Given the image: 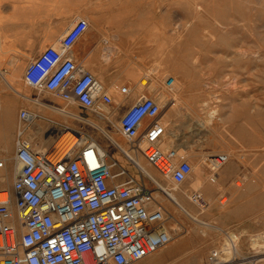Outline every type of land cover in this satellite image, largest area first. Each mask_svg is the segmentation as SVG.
Returning a JSON list of instances; mask_svg holds the SVG:
<instances>
[{
	"label": "rangeland",
	"instance_id": "374dc122",
	"mask_svg": "<svg viewBox=\"0 0 264 264\" xmlns=\"http://www.w3.org/2000/svg\"><path fill=\"white\" fill-rule=\"evenodd\" d=\"M136 13L139 22L116 27L125 35L119 41L114 40V44L120 43L127 50L129 63L138 68L146 82L144 88L157 85L158 97L153 100L164 106V112L171 109L175 112L178 123L171 127L164 124L167 136L171 138V146L186 148L176 147L178 161H186L195 172L184 184L176 186L152 166L148 168L156 171L154 177L164 187L177 188L176 194L188 209V215L177 212L174 223V214L168 210L170 244L136 264H172L170 247L183 239H190L191 245L182 248L179 264H211L208 258L221 248V242L229 234L235 236L233 228L227 227L234 225L235 201L240 200L231 201L228 197L229 185L243 196L253 195L258 231L251 239L264 237V0H156L154 6H139ZM92 28L98 30L100 26L91 24ZM169 78L174 79L171 87H167ZM154 88L150 86L151 90ZM49 95L46 99H55ZM63 107L83 121L70 120L68 128L83 132L101 147H108L105 135L99 131L102 129L129 145L117 120H102L96 113ZM212 110L215 115L211 120ZM99 112L109 115L113 109L106 107ZM85 122L94 123L98 129ZM4 128H0V140L8 144L14 136L10 128L6 129V125ZM23 140L33 145L30 138ZM41 144L38 151L49 147L45 142ZM106 149L113 158L110 161L127 168L129 177L154 195L159 193L155 183L132 165L125 166L124 157L115 149ZM112 171L116 173L118 167ZM225 175L248 182L227 183L220 177ZM196 179L204 194L199 207L193 197L197 187L192 188ZM212 187L213 194L209 197L206 189ZM175 224L178 233L173 230ZM237 243L235 240L233 259L226 264H235ZM257 264H264V250L259 253Z\"/></svg>",
	"mask_w": 264,
	"mask_h": 264
},
{
	"label": "built area",
	"instance_id": "2783aa9c",
	"mask_svg": "<svg viewBox=\"0 0 264 264\" xmlns=\"http://www.w3.org/2000/svg\"><path fill=\"white\" fill-rule=\"evenodd\" d=\"M87 29V22L77 21L58 48L46 49L28 65L25 81L81 110L99 112L113 105L111 95L68 55ZM173 83L169 78L167 87ZM129 92L121 89L123 95ZM161 112L155 100L140 98L121 117L119 131L149 166L178 186L191 166L178 161L177 151L161 149ZM36 119L26 111L19 114L24 125ZM21 134L15 180L11 189L0 191V264H135L170 244L168 218L154 193L115 160L108 164L83 132L65 129L61 138L69 135L68 143L59 148L60 138L46 153L33 152ZM208 261L217 264L215 252Z\"/></svg>",
	"mask_w": 264,
	"mask_h": 264
},
{
	"label": "crops",
	"instance_id": "0c3cea01",
	"mask_svg": "<svg viewBox=\"0 0 264 264\" xmlns=\"http://www.w3.org/2000/svg\"><path fill=\"white\" fill-rule=\"evenodd\" d=\"M155 1L0 0V128L4 130L6 125V129L10 128L14 136L8 144L0 140V161L4 162V167L0 169V191L11 189L16 177L18 168L14 158L19 133L22 132L21 139H31L33 152L46 153L52 150L65 129H70L68 128L70 120L83 122L72 115L70 110L63 107L66 105L71 109L73 106L81 112L84 111L77 105L67 104L45 90L31 87L25 81V71L28 65L46 49L58 48L61 39L77 21L87 22L88 29L75 43L68 55L80 69L101 78L102 86L113 99V105L110 106L113 112L109 115L107 113L108 117L100 112H86L96 113L102 120L115 119L119 125L124 113L140 98L154 99L158 97L157 85H150L155 87L153 90L150 89V86L144 88L146 82L138 68L129 63L130 58L127 50L120 43L117 46L114 44V40L119 41L120 37L125 35L124 31L121 33L120 30H116V27L120 24L139 22L137 8L139 6H154ZM91 24H99L100 28L98 30L90 29ZM102 52L103 55H100ZM123 87H127L130 91L128 95L121 94ZM153 91L156 93H152ZM49 94L55 99H46ZM51 95L49 96L51 97ZM50 106L64 108L70 113L68 118L65 119L54 113ZM22 111L34 114L38 119L31 124L23 125L19 120V114ZM157 121L164 133L161 138V147L167 146L169 143L171 145V142L168 143L171 138L167 136L164 126L171 127L178 123L175 112L172 109L164 112L162 108ZM85 123L95 128L94 123ZM148 123L149 120H146L143 126ZM20 125L24 127L19 132ZM104 138L108 143L106 148H113L119 154H124L110 139L106 136ZM51 140L52 146L49 145L42 151L37 150L42 147L41 142H45L46 145V142ZM177 143L179 142L176 140ZM182 149L186 148L181 147L180 150ZM170 150L177 151L174 148ZM117 156L121 159L119 155ZM107 157H110L108 153ZM110 159L113 158L110 157ZM121 161L123 162V160ZM127 163L133 166L124 158L123 164L128 166ZM145 166L150 167L146 164ZM124 169L128 172L127 168ZM139 172L141 173V171ZM220 177L224 179V182L232 184L239 181L248 182V180H238L236 176ZM155 186L159 192L155 194L164 196L159 186ZM228 189L229 191L226 193L231 201L233 199L240 200L238 203L235 201L234 225L227 227L228 230L233 228L235 239L238 241L239 253L235 257V264H257L259 253L257 249L253 248L251 239L258 231V216L254 211L255 207H253V195L243 196V193H239L232 185H229ZM190 243V239H183L175 245L172 244L170 247L172 264L181 262L180 258L183 257L181 250L189 247Z\"/></svg>",
	"mask_w": 264,
	"mask_h": 264
},
{
	"label": "bare ground",
	"instance_id": "6f19581e",
	"mask_svg": "<svg viewBox=\"0 0 264 264\" xmlns=\"http://www.w3.org/2000/svg\"><path fill=\"white\" fill-rule=\"evenodd\" d=\"M99 82L101 83V84H103V81L101 80V78H99ZM150 86V85H149ZM175 95H177V94H175ZM162 99V98H161ZM173 100V99H172ZM172 100H171V102H172ZM165 103V102H164ZM173 103H174V101H173ZM168 105V104H167ZM165 107H166V105H165ZM168 107V106H167ZM50 108L53 110V112L54 113H56V114H58V115H60L61 117H63V118H68V116H69V112H67L64 108H60V107H58V106H50ZM161 108H164V106L162 105L161 106ZM105 110H107V109H105ZM215 112V111H214ZM103 113V112H102ZM212 113V114H211ZM210 119L212 120L213 119V116L215 115L214 113H213V110L210 112ZM34 114H32V116H33ZM71 116V115H70ZM158 119V118H157ZM111 122V121H110ZM211 122V121H210ZM201 126H202V124H200ZM23 127L24 126H21L20 125V128H19V132L23 129ZM22 128V129H21ZM100 132L102 133V134H104L108 139H110V141L114 144V145H116L119 149H120V151H122L125 155H127L131 160H132V164H133V166L136 168V169H138L139 171H141V173L144 175V176H146L151 182H153V183H155L157 186H159V188L163 191V193H164V196H159V195H154V198H155V200H156V202H158V204L164 209V211L167 213V211L169 210V211H171L172 212V214H174L173 215V217H172V219H174L173 221H174V223H176V215L178 214L177 212H181V213H183V214H185V215H188V209H186V207L183 205V203H182V201L178 198V195L176 194V189L177 188H170V187H164L161 183H159L156 179H155V175L154 174H157L156 173V171H150L148 168L149 167H147V166H145V164L146 165H148L147 163H145L144 164V158L140 155V152H138V150L136 149V148H134V146H131L130 144L129 145H126V144H123V143H121L120 141H119V139L117 138V135H114V134H111V133H107L105 130H100ZM68 137H69V135H64L63 136V138H61V140H60V142L58 143V146H59V148H61V147H63V146H65L67 143H68ZM246 137V136H245ZM57 140V139H56ZM56 140H55V142H56ZM51 142H52V140L51 141H47L46 143H47V145L49 144H51ZM54 142V143H55ZM53 143V144H54ZM168 143H169V141H168ZM166 144V143H165ZM170 144V143H169ZM168 144V145H169ZM172 144V143H171ZM47 145H45V146H47ZM97 145V147L100 149V151L104 154V155H106V157H107V153H108V150L106 149V148H103V147H101L100 145H98V144H96ZM163 146V147H161V149L164 151V152H166V151H168L169 149H171V148H174V149H176V147H173V146ZM50 146H52V145H50ZM51 148V147H50ZM48 151V150H47ZM242 155V154H241ZM246 158V157H245ZM2 160H4V159H2ZM109 160H110V157H107V162H108V164H110L109 163ZM146 162V161H145ZM149 166V165H148ZM17 168H18V166H17ZM18 170V169H17ZM17 172V171H16ZM158 172V171H157ZM195 174V172L194 171H191V173L189 174V176L190 175H194ZM167 182H169V184L170 183H173V181L170 179V178H164ZM193 185H192V188H193V190L195 189V187H197L196 188V191L194 192V194H193V197L196 199V201H197V203H198V207H199V205H201V203H202V201H203V199H202V197H204V194H203V192L201 193L200 192V186H199V184H198V179H196V180H194L193 182ZM168 184V183H167ZM168 184V185H169ZM174 184V183H173ZM198 184V186H196ZM167 186V185H166ZM175 186V185H174ZM177 186V185H176ZM207 191H208V194H209V197L213 194L212 192V190H213V187L210 189L209 188V190L208 189H206ZM205 190V191H206ZM206 191V192H207ZM196 192H198V194L196 195L195 193ZM182 194V193H181ZM188 195V194H187ZM189 199H191L192 200V196H187ZM190 202V201H189ZM158 204H157V206H158ZM195 205H196V203H195ZM174 223H172V224H174ZM173 227V226H172ZM172 230V229H171ZM173 230H174V232L175 233H178L179 232V228L177 227V224H175V227L173 228ZM172 230V231H173ZM170 233V232H169ZM170 236L172 237V234L170 233ZM229 238L227 239V240H225L224 242H223V244H222V242H221V248L219 247V250L218 251H216L215 253H216V263L217 264H226V263H228V262H230L232 259H233V257H234V254H235V245H234V243H235V236H234V234H229ZM186 243V242H185ZM252 245H253V248H255V249H257L258 251V253H260L262 250H264V237H262V236H259L258 235V237L256 238V239H254L253 240V243H252ZM157 253V252H156ZM262 254V253H261ZM152 256V255H151ZM150 257V256H149ZM149 257H147V258H145V259H143V260H141V261H144V260H146V259H148ZM140 261V262H141ZM138 263V262H137ZM136 264V263H135Z\"/></svg>",
	"mask_w": 264,
	"mask_h": 264
}]
</instances>
